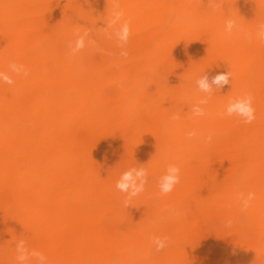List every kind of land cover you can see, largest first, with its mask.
<instances>
[{"label":"bare ground","instance_id":"bare-ground-1","mask_svg":"<svg viewBox=\"0 0 264 264\" xmlns=\"http://www.w3.org/2000/svg\"><path fill=\"white\" fill-rule=\"evenodd\" d=\"M113 2L0 0V72L12 61L30 70L0 81V264H17L21 239L50 264H264V42L244 36L264 21V0H218L217 12L209 0H118L126 59L105 28ZM226 13L243 31L224 34ZM77 30L96 43L70 56ZM228 71L194 117L207 95L196 78ZM245 92L251 124L222 115ZM193 129L213 142L187 139ZM172 163L181 181L161 196ZM140 166L146 190L124 208L116 182ZM241 191L256 194L247 212ZM154 235L169 246L155 252Z\"/></svg>","mask_w":264,"mask_h":264},{"label":"clouds","instance_id":"clouds-1","mask_svg":"<svg viewBox=\"0 0 264 264\" xmlns=\"http://www.w3.org/2000/svg\"><path fill=\"white\" fill-rule=\"evenodd\" d=\"M209 6L212 11L217 12L223 8V5L218 0H209ZM229 16L225 20L224 34L230 36L234 30L243 31L237 18L231 16L230 13H226ZM125 12L121 8L118 0H114L111 11L109 13V19L107 21L106 29H112V32L107 33L109 38H115L120 48L119 55L123 58H127L129 53L126 45L131 36V24L129 20L124 19ZM75 39L69 42V55L75 56L81 50L88 45H95V40H89V31L83 32L77 30L75 33ZM245 38L251 42L256 39L260 42H264V21L259 22L256 25L255 32H244ZM119 67V65H117ZM8 72H0V81L7 85H14L15 77H28L30 70L23 64L12 61L8 65ZM231 74L230 71L226 73H218L209 79L207 74L198 76L195 80L196 87L200 92L207 95L201 97L194 104L190 106V110L194 117H204L207 115L203 106L208 104L209 97L214 90H219L223 86L230 83ZM222 115L227 117L237 116L243 123L251 124L255 116V108L253 107V96L251 93L245 92L237 97L229 99ZM181 116L178 112H174L169 116L168 122L175 124L179 122ZM216 134L214 132H199L196 129L187 132L186 137L189 140L198 139L205 145H209L213 142V138ZM148 170L143 167H131L122 172L116 182L115 187L122 193L126 194L122 204L124 208L132 206V201L146 190L148 184ZM181 181V168L175 164H169L165 170V173L159 178V193L161 196H167L173 192L175 187ZM240 204L241 212H247L252 206V202L256 199L254 192H238L237 197ZM233 221L231 219L225 220V225L231 227ZM151 243L154 246L155 252H161L169 246L170 237L167 235L159 236L154 235L151 238ZM16 261L17 264H50L48 256L40 250L31 249L27 247L26 241L21 239L16 242Z\"/></svg>","mask_w":264,"mask_h":264},{"label":"rangeland","instance_id":"rangeland-1","mask_svg":"<svg viewBox=\"0 0 264 264\" xmlns=\"http://www.w3.org/2000/svg\"><path fill=\"white\" fill-rule=\"evenodd\" d=\"M163 78V77H162ZM164 79V78H163ZM190 165L194 166L197 164V160L194 157L189 158L188 162ZM228 236H230V234H228ZM257 241L259 243V247L260 249L264 250V234H258L257 236ZM132 253V252H131ZM130 253V254H131ZM120 256H123V254H121ZM127 256V260H126V264H132L134 261L133 257Z\"/></svg>","mask_w":264,"mask_h":264}]
</instances>
